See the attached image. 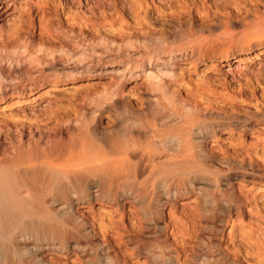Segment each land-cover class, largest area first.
<instances>
[{
  "label": "bare ground",
  "instance_id": "6f19581e",
  "mask_svg": "<svg viewBox=\"0 0 264 264\" xmlns=\"http://www.w3.org/2000/svg\"><path fill=\"white\" fill-rule=\"evenodd\" d=\"M68 1L79 25L63 26L59 20L51 21V29L64 38L60 43L49 40L45 34L36 38L34 24L22 31L10 26L7 28L13 31H0V94L58 75L60 68L55 65L58 57L68 56L81 64L92 62L94 53L100 59L101 54L94 51L97 47L103 53L115 51L127 57L135 51L140 53L138 65L149 80L150 93L141 101L142 107L133 109L127 104L121 88L113 85L105 88L103 94L89 99L74 117L43 125H0V264H47L43 256L48 249L61 253L78 251L83 255L88 253V245L100 247L104 252L102 257L109 258V247L105 242H96L93 224L78 214L80 206L94 201L116 206L119 201L124 203L126 200L139 208L144 206L149 198L152 200L156 190L153 191L155 182H149L148 176L164 171L171 173L170 169L183 175L189 166L203 168L206 157L208 159L203 148L206 140L231 123L243 132L249 128V117H252L215 113L206 106L191 104L170 89L167 78L165 80L161 73L152 71V64L147 66L143 60L154 62L160 53L170 56L181 50L197 58L205 48L214 49L218 41L226 38L236 47H249L254 37H264V11L260 12L259 3L254 4L253 10L246 9L242 17L238 15L240 19L236 16L244 26L241 32L232 27L235 21L231 14L210 17L207 13L204 17L195 12L198 14L191 15L183 5L186 0H182L183 3L177 0L182 4L180 11L185 13L164 18L165 32L149 34L127 29L110 35L93 28L97 20L105 18L111 10L113 0ZM151 1L156 8L170 2ZM205 1H210L211 5L206 7L201 1L200 9L206 7L219 12L230 8L226 0ZM256 1L261 3V0ZM156 10L163 12V9ZM195 11L201 12L199 8ZM121 24L119 26H124ZM191 37L196 41L192 45L187 48L177 46L178 42ZM239 67H242L241 63L235 68ZM103 114L111 117L113 124L110 127H101ZM222 171L216 168L215 173ZM217 180V177L211 179L215 187ZM178 184L170 186L165 180L161 182L164 188L155 195L154 201L156 214L165 200L168 202L179 193ZM118 188L121 190L117 191ZM201 188L194 184L190 189L201 193ZM222 196L219 207L216 206L220 216L214 213L217 217L214 218L211 211L205 209L199 233L196 231L191 236L193 246L186 255L189 264H244L240 259L223 255L211 240L221 219L232 210L238 213L241 210L239 201L230 195L227 200L224 194ZM154 217L153 214L148 220L144 218L146 227L142 222L144 227L141 224L142 227L138 226L133 233H125L123 241L139 254L140 244L151 235L156 241L152 254L154 264H176L178 250L164 245ZM261 255L263 260L254 264H264V250Z\"/></svg>",
  "mask_w": 264,
  "mask_h": 264
},
{
  "label": "rangeland",
  "instance_id": "374dc122",
  "mask_svg": "<svg viewBox=\"0 0 264 264\" xmlns=\"http://www.w3.org/2000/svg\"><path fill=\"white\" fill-rule=\"evenodd\" d=\"M201 1L206 7L211 5L210 1L205 0H186L183 5L191 15L200 13L201 16L206 17L209 13L208 16L215 17V14H231L235 21L232 27L240 32L244 26L239 19L245 15L246 9L253 10L256 6L254 4L259 3L260 12L264 11V0H261V3L256 0H228V3L226 0L230 8L219 12L206 7L201 10ZM113 2V9L107 11L105 18L97 20L93 30L100 29L101 32L110 35L127 29L149 34L161 33L167 30L162 20L169 16L176 17L182 12L180 11L182 4L177 0H170L169 4L164 6L154 2L158 8L150 3L153 2L151 0H113ZM147 2L149 5H146ZM197 8L201 12L195 11ZM156 9H163V12H158ZM214 11L216 13H213ZM73 12L68 0L38 2L0 0V31H5L9 26L13 30L22 31L34 24L33 32L36 38L45 34L49 40L60 43L64 38L51 29L50 22L59 20L63 26L72 23L73 26L78 27L79 22L76 20L78 18L73 16ZM119 17L123 20L122 24L119 22ZM119 23L124 26H119ZM10 29L8 30L13 31ZM194 41L191 37L181 43L178 42L177 46L187 48ZM218 42L214 49L208 46L197 58H192L181 50L170 56L160 53L157 60L153 59L154 62L152 59L150 62L146 59L143 61L147 66L152 64L151 70L161 73L165 80L167 78L169 88L191 104L206 106L215 113L240 117L252 116L249 117V128L242 132L231 123L218 131L215 137L208 138L205 142L206 147H203L208 159L206 157L201 169L189 166L187 171L189 173L185 172L184 174H187L184 176L180 174L181 172L178 174V171L169 168L173 172L160 171L161 173L156 175L146 176L149 182H155L153 191L156 190L151 196L152 200L149 198L144 206L141 205V209L127 200L124 203L119 201L117 207L99 201L80 206L77 209L78 214L83 215L90 224H93L97 236L96 242L104 241L109 247L107 253L111 256L110 260V256L106 259L102 257L104 252L100 247L88 245L86 247L88 253L83 255L78 251L61 253L48 249L43 256L47 264H154L152 254L156 249L154 248L156 241L151 235L146 236V241L140 244L139 254L123 241L125 233H133L141 224L146 227V220L153 214L157 219L158 231L163 235L164 245L178 250L176 264H189L186 255L193 246L191 236L200 231L204 223L202 214L205 209L211 211L213 215L214 213L216 216L219 215L216 206L219 207L223 194L226 200L232 197L239 201L241 210L239 213L232 210L224 216L219 226L212 232L211 240L217 244L223 255L240 259L244 264H254L257 260L259 262L263 260H261L263 257L261 252L264 250V37L259 39L254 37L249 47H236L227 38ZM95 50L101 54L100 59L94 53L92 62L81 64L68 56L58 57L55 65L60 68V72L53 76L54 78L42 79L36 84H27L20 90L1 93L0 125L20 123L43 125L74 117L89 99L103 94L105 88L113 85L121 88L120 91L129 106L133 109L142 107L150 85L138 65L141 60L140 53L135 51L127 57L115 51L103 53L99 47ZM238 63H241L242 67L236 69ZM112 124L113 121L108 114L101 116V127H110ZM216 168L223 171L216 174ZM213 176L218 179L217 187L211 183ZM164 180L170 186L179 183L180 191L173 199L168 202L165 200L167 203L164 202L156 214L155 195L164 188L161 185ZM194 184L202 186L201 193L190 189ZM216 216L214 218H217ZM145 230L148 233V229Z\"/></svg>",
  "mask_w": 264,
  "mask_h": 264
}]
</instances>
